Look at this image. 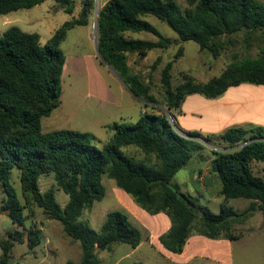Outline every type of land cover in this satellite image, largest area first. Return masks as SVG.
Instances as JSON below:
<instances>
[{"label":"trees","instance_id":"obj_1","mask_svg":"<svg viewBox=\"0 0 264 264\" xmlns=\"http://www.w3.org/2000/svg\"><path fill=\"white\" fill-rule=\"evenodd\" d=\"M46 0H0V16L32 9ZM67 14L75 11L74 0H54ZM78 17L63 23L47 41L40 35L11 27L0 35V187L5 193L1 211L12 222L24 226V211L33 205L49 218L59 221L65 232L78 241L82 249L80 262L66 264H101L98 249L112 250L116 243L137 248L142 241L141 230L129 216L119 210L109 212L101 229L96 231L82 220L83 211L93 207L106 194L103 175L151 215L165 213L171 222L159 240L172 253H182L187 240L194 234L210 239H239L235 225L245 223L255 212H264V177L257 174L252 163L264 164V127L249 129L232 127L221 135L188 132L175 129L166 115L144 113L135 122H114L107 128L112 137L99 147L94 134L74 129L43 131L42 120L59 106L63 93L62 76L66 54L62 44L70 30L88 26L95 0H81ZM183 8L177 0H108L99 10L98 49L102 58L115 69L128 88L140 99L157 103L151 85L132 73L128 54L145 58L155 49L166 50L187 41L197 43L219 57L224 38L244 33L247 41L254 35L263 37L264 2L260 0H185ZM152 15L165 22L176 34L172 39L162 36L143 17ZM147 32L157 39L134 38L129 34ZM184 54L179 47L173 59L162 70L163 104L170 110L179 108L192 94L217 98L227 89L243 83L264 85V48L257 58H244L229 64L222 73L206 82H196L183 75V82L172 85L174 64ZM162 61L157 57L152 67ZM195 138L210 142L220 138L230 147L243 143L233 151H213L211 173L222 186L224 197L219 213L197 204L172 183L175 175L193 158L199 148ZM134 146L143 158L128 155L123 148ZM17 167L22 189L19 198L11 182L12 169ZM54 175L58 190L69 196L62 207L55 189H40L42 175ZM251 201L243 211L229 204L230 199ZM31 214L34 210H30ZM27 241L30 249L42 242L41 231L30 227L27 234L13 231L1 244L7 264L16 242ZM135 264H143L136 262Z\"/></svg>","mask_w":264,"mask_h":264},{"label":"rangeland","instance_id":"obj_2","mask_svg":"<svg viewBox=\"0 0 264 264\" xmlns=\"http://www.w3.org/2000/svg\"><path fill=\"white\" fill-rule=\"evenodd\" d=\"M74 1L76 4L81 3V7H83L81 0ZM105 1L95 0V6L89 20L90 28H78L77 32L71 34L68 39L66 38V42L62 44V49L66 54L64 70H67L63 72L64 76H62L63 93L59 106L50 116L42 120L44 132H48L52 128H61L62 126L72 129L89 128V122L91 126V119L95 118L98 101L87 96L88 72L86 69L88 67L91 70L87 65L92 63L91 60L87 59V56L93 54L96 49L94 41V35L96 33L95 11L96 8L100 10ZM177 1L183 8L188 6L185 0ZM260 1L264 2V0ZM56 7L59 8L54 0H46L44 3L32 9H24L11 12L7 15H1L0 35L11 27H18L24 32L39 34L41 43L46 44L51 38L54 29L72 17V15L64 11L56 10ZM74 15H77V13L74 12ZM143 18L150 22L162 36L172 39L177 38V34L165 22L152 15H147ZM129 36L148 40L157 39L153 34L147 32L129 34ZM231 38L233 43H230L226 38L223 39L224 46L217 58H214L208 50H201L199 45L193 41L183 42L178 45L175 44L166 50H152L145 58H139L137 54L129 53L128 64L131 72L140 75L144 81L150 83L151 92L158 101L157 103L143 102L142 114L148 112L166 115L172 124L175 123V129L182 135L185 134L177 121V112L172 111L173 109H168L162 103L164 100L161 82L162 70L173 59L179 47H184V54L177 60L171 71L172 85L174 88L184 81V74L190 77L192 76L196 82H206L213 77L219 76L233 62L248 57L257 58L261 55V50L264 48L262 36L256 34L247 41L244 33H239ZM159 56L162 58L161 63L156 68L152 67L154 61ZM95 64L97 66L96 69L103 74L111 86L115 88L117 87L116 83L119 82L126 87L115 69L106 64L100 58L99 54L95 58ZM126 95L127 93L122 95L124 107L121 110H123L124 114L133 116L136 111L135 109L129 111L131 108L127 107L128 100ZM89 111H92L91 116L86 114ZM186 119L192 122L196 118L188 115ZM50 121L54 122V127L49 124ZM56 121H60V123L66 125H60ZM112 135L113 133H105L98 130L96 131L95 143L99 147H102ZM195 140L198 142L199 148L195 150L191 161L175 175L172 183L178 186L183 194L190 197L197 204L206 206L217 214L221 211V204L224 201V197L220 195L222 184L219 178L215 174L209 176L211 160L214 157L213 151H233L240 148L243 143L236 147H230L227 143L220 140V138H212L210 142L203 138H195ZM123 150L128 155L136 156L139 159L144 157L140 153V150L134 146L123 148ZM252 167L257 174L264 177L263 163L254 161ZM11 182L17 189L20 200L24 203L17 167L12 169ZM103 185L106 190L105 197L101 201H96L92 208L85 209L81 217L82 220L88 221L96 231L101 229L109 212L119 210L126 213L121 205L123 200L122 195L128 196L138 209L152 216L136 204L132 197L119 188L116 182L106 174L103 175ZM50 188L55 189L57 201L62 207H65L69 201V196L62 190L57 189L54 175H42L40 178V189L46 191ZM4 198L5 193L0 187V208ZM123 202V205L127 208L129 205L124 200ZM250 203L251 201L245 198L229 200V204L238 211L245 210ZM30 208L34 210V213L31 214V209L29 208L24 211L26 217L24 226L14 224L7 213L0 210V261L3 258L1 244L9 240L10 233L17 230L23 231L26 235L30 227L35 226L41 231V244L35 250H32L29 248L27 241L23 243L16 242L12 248V253L7 264H66L69 260L76 263L80 262L82 257L80 243L69 237L63 225L59 221L49 218L37 205H33ZM258 213L255 212L245 223L235 225L236 232L241 235L239 239L231 243L229 251L231 258H228V264H264V225L261 229H256L262 225V218L260 219L259 216L262 212ZM134 217L137 218L135 215ZM138 220L141 222L139 218ZM124 249L130 250L131 246L124 243H116L113 245L111 251L105 247L98 249V257L101 264H116V261L125 254L123 253ZM146 253L147 251L142 249L135 253V255L126 258L121 264L141 262L142 260L139 259L144 258ZM155 264L162 263L158 262Z\"/></svg>","mask_w":264,"mask_h":264},{"label":"crops","instance_id":"obj_3","mask_svg":"<svg viewBox=\"0 0 264 264\" xmlns=\"http://www.w3.org/2000/svg\"><path fill=\"white\" fill-rule=\"evenodd\" d=\"M75 5L77 7H75L74 12H76L77 15L73 13L70 19L78 17L81 11V3H75ZM56 10L64 11L57 7ZM59 27L60 25L54 29L53 34ZM86 27L90 28V24L88 26H78L70 30L67 39L71 34H75L78 28ZM66 40L64 42H66ZM97 55L98 51L96 47L94 53L87 56V59L92 62L87 65L91 70H89L88 67L86 69L88 72L87 96L98 101L95 118L91 119V126L89 122V128H73L74 130L90 132L95 136L98 130L105 133H112L107 127L114 122H135L142 115V104L146 102L135 96L127 86L124 87L119 82L116 83V89L111 86L103 74L96 69L95 58ZM66 71L65 69L64 72ZM125 93H127V107L131 108L129 111L133 109L136 111L133 116L124 114L123 110H121V108L124 107L122 95ZM172 111L177 112V121L185 133L196 131L202 135H221L232 127H243L246 129L257 126L264 127V85L243 83L238 86L230 87L217 98H208L204 95L192 94L185 98L179 108L173 109ZM86 114L91 116L92 111ZM188 115L194 116V118H196L195 121H188L186 119ZM56 122L60 125H66L60 123V121ZM49 124L54 127L53 121H50ZM65 127L66 126L52 128L50 131L56 129H72ZM212 174L213 173L209 171V176ZM121 197L129 205L126 208L122 200V208L125 209L126 214L132 222L141 230L143 238L137 248L131 247L130 250L124 249L123 253L125 254L116 261V264L123 263L126 258L135 255V253L142 249L147 251L144 258L139 259L142 260L141 263L143 262L144 264H155L158 262L162 264H228V258H231L229 252L231 243L234 241L227 239H210L203 235L194 234L187 240L182 253H172L164 248L159 240V237L168 231L171 226L169 217L165 213L149 216L138 209L128 196L122 195ZM134 215L137 216V218H135ZM259 216L260 219L262 218V225L258 226L256 228L257 230L261 229L264 225V212Z\"/></svg>","mask_w":264,"mask_h":264},{"label":"water","instance_id":"obj_4","mask_svg":"<svg viewBox=\"0 0 264 264\" xmlns=\"http://www.w3.org/2000/svg\"><path fill=\"white\" fill-rule=\"evenodd\" d=\"M98 20H99V10L98 8H96V11H95V28H96V33H95V43H96V47H97V51H98V54L100 56V58L106 63L108 64L101 56L100 52H99V49H98ZM109 65V64H108ZM123 81V80H122ZM124 82V81H123ZM125 84V82H124ZM126 85V84H125ZM127 86V85H126ZM134 94V93H133ZM135 95V94H134ZM136 96V95H135ZM138 97V96H137ZM139 98V97H138ZM143 100V99H142ZM184 136H186L185 134H183ZM244 146V145H242ZM240 146V147H242ZM104 248V246L102 247Z\"/></svg>","mask_w":264,"mask_h":264}]
</instances>
